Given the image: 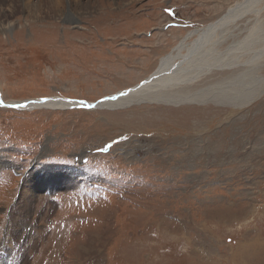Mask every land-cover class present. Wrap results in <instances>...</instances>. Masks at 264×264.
<instances>
[{"label":"rangeland","instance_id":"374dc122","mask_svg":"<svg viewBox=\"0 0 264 264\" xmlns=\"http://www.w3.org/2000/svg\"><path fill=\"white\" fill-rule=\"evenodd\" d=\"M241 1L65 0L57 15L42 0L34 17L15 0L3 11L16 26L0 30V92L96 102L141 82ZM260 10L220 49L264 29ZM173 103L0 106V243L9 247L11 211L39 238L28 254L23 237L12 241L8 263L264 264V92L242 106Z\"/></svg>","mask_w":264,"mask_h":264},{"label":"bare ground","instance_id":"6f19581e","mask_svg":"<svg viewBox=\"0 0 264 264\" xmlns=\"http://www.w3.org/2000/svg\"><path fill=\"white\" fill-rule=\"evenodd\" d=\"M5 1L8 5H3L4 1L0 0V13L5 15V18L0 20V30L8 31L16 26V21L7 18L8 16L5 13L7 12L6 10L12 12L15 8L14 3H17L14 2L15 0ZM46 1L51 3L50 10L53 14L60 15L62 13L63 9H61V6H63L65 0ZM66 1L71 5L73 0ZM24 2V6L28 7L29 12L34 17L38 16L41 12L42 0H36L35 2L34 0H24ZM262 6H264V0H242L204 29L196 30V35L189 45L185 43V38L180 40L176 47L178 51L168 52L162 58L155 72L146 76L141 82L131 86L130 89L125 88L119 92L106 95L96 102L87 101L86 103L84 100H74L73 98L59 95L49 96L45 99H43L44 97H38L35 99L5 100L0 92V106L16 109H33L43 105L54 108L73 107V105L75 107L88 106L93 108L100 106L114 108L124 107L140 101L165 103L214 101L220 104L242 106L264 92V75L260 72V65L257 64L260 61L258 55L264 53V29L259 28L261 30L260 33L257 29L252 31L255 35L250 39L246 37L234 39L226 47H223L224 49H220V46L228 37L233 36V31L239 19L251 12H254L253 14L255 15L259 14ZM4 10L6 11L5 13L3 12ZM68 17L72 19L77 17V15L76 13H69ZM193 31L191 29L189 34ZM228 69L232 70V72L227 76L216 79L214 82L207 83L200 88H191V84L203 76H208L214 70L222 72ZM12 216H14L13 211L10 212L4 237V240H6L8 236L9 247L5 246L3 248L0 243V264H7V259L14 257L13 253L19 251L18 244L13 245L11 243L12 241L16 243L15 241L19 237L24 239L22 244L26 254L29 251H36L35 244L39 238L35 237L32 239L35 233L31 235L30 228V231L25 232L26 222L29 218ZM41 230L45 231V227L41 228ZM9 236L13 239H9ZM21 264H24V260H22Z\"/></svg>","mask_w":264,"mask_h":264}]
</instances>
